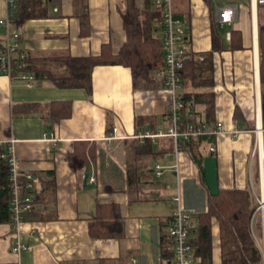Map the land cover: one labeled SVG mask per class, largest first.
<instances>
[{
    "label": "crops",
    "instance_id": "crops-1",
    "mask_svg": "<svg viewBox=\"0 0 264 264\" xmlns=\"http://www.w3.org/2000/svg\"><path fill=\"white\" fill-rule=\"evenodd\" d=\"M143 2L135 0L138 7ZM172 2L175 17L186 29L185 47L198 58L211 51L212 26L224 30L226 44L231 32L241 36L238 50L212 55L209 82H184L181 89L185 96L204 100L194 102L199 121L223 125L222 133L203 143V158L210 156L211 145L215 148L212 155L217 160L219 189L256 188L254 198L264 200V126L261 116L258 120L261 86L257 44L264 6L259 7L255 0L223 5L215 4V0ZM49 3V17L21 25V47L31 63L60 73L63 68L55 58L95 57L105 47L115 54L126 41L122 17L127 0ZM153 4L152 0L155 8ZM4 9L5 0H0V20L5 17ZM220 9L235 11L231 22H219L216 10ZM81 13L87 14L88 29L81 28ZM3 37L0 27V43ZM130 75L126 67L97 65L89 94L84 88H60L42 78L26 88L0 73V137L16 139L13 152L19 173H32L40 179L33 190L37 211L18 227L0 224V264L172 262L167 229L169 200L176 193L177 177L183 194L185 183L205 190L204 176L185 150L174 154L169 139H137L141 131L168 129L164 116L170 98L163 87L135 89ZM209 98L212 109L207 114L205 101ZM113 126L123 139L109 143ZM235 130L240 131L236 136L232 135ZM81 143L93 145L90 152H94L95 160L74 170L68 157ZM133 143L141 149L134 151ZM156 165L163 168L160 176L155 174ZM174 165L178 166V176L172 170ZM131 166L136 167L133 172ZM129 172L138 177L131 189ZM86 173L89 178L84 187ZM103 221L109 235L100 238L96 230L103 228ZM217 226L212 220V264H221ZM195 227L189 239L197 238ZM196 259L195 264H199L200 258Z\"/></svg>",
    "mask_w": 264,
    "mask_h": 264
},
{
    "label": "trees",
    "instance_id": "trees-1",
    "mask_svg": "<svg viewBox=\"0 0 264 264\" xmlns=\"http://www.w3.org/2000/svg\"><path fill=\"white\" fill-rule=\"evenodd\" d=\"M208 2L209 0H203ZM48 1L45 3L42 0H17L15 9V25L21 27L23 23L31 19H44L49 17L47 7L50 5ZM152 0H144L143 5L138 7L135 0H127V9L123 14L122 22L124 26V35L126 41L119 51L115 54L111 50L102 49L100 55L82 57V58H55L63 68L62 72L57 73L43 66H38L36 63L29 62L28 67L35 72L37 78H42L51 81L54 85L60 88H80L90 94L92 90V71L98 66L110 65L122 66L129 69L135 89L143 88H161L162 83L155 79L157 72L162 64V44L157 30L153 24L160 17L158 10L151 6ZM80 25L83 29H88L87 14H80ZM258 47H259V76L261 91H264V20L258 25ZM211 32V51L208 54L200 55L202 58L191 54L185 60L184 66L180 71L181 84L184 82H209L211 72L213 71L212 55L214 53H222V51H235L241 48V36L237 32L230 33V42L225 43L223 34L217 31V26H212ZM188 41V36L187 38ZM54 60H50L51 62ZM198 84V83H197ZM186 102L190 103L195 120L199 118L194 108L195 100L204 103L201 98H191L185 96ZM264 103V99L262 100ZM207 104V114L212 109V102L205 101ZM65 115V114H63ZM166 115V114H165ZM204 122H209L204 120ZM199 122H202L201 120ZM170 140V139H169ZM206 138H201L197 141L183 142L182 148L189 154V158L199 168L203 175L204 144ZM170 141V145H171ZM135 150L141 149L137 143H133ZM79 145V146H78ZM78 147H74L72 153L68 157V164L74 170L83 169L89 164V161L95 160L92 144L81 143ZM145 149V148H143ZM0 153L2 149L0 148ZM210 156L212 155L209 152ZM6 161L0 159V224L8 223L11 219V213L8 206L11 201L8 166ZM134 171V167L132 170ZM128 173L127 181L130 187L137 184L138 177L135 174ZM204 176V175H203ZM205 190L197 188L194 183H185L183 192V205L190 211L189 215L195 219L197 238L190 239L189 243L195 248L194 256L200 258L199 264H212L211 254V221L215 220L219 228L220 255L221 264H262V254L258 243H256L255 233L253 229V220L256 218L255 211L259 204L254 198L250 188L245 190H221L217 196H211L204 186ZM32 215L26 216L28 218ZM23 218V220L25 219ZM103 228L96 230L100 238L107 237L108 230L107 222H101ZM261 221L256 224L258 232L262 230ZM193 230H190V234Z\"/></svg>",
    "mask_w": 264,
    "mask_h": 264
},
{
    "label": "built area",
    "instance_id": "built-area-1",
    "mask_svg": "<svg viewBox=\"0 0 264 264\" xmlns=\"http://www.w3.org/2000/svg\"><path fill=\"white\" fill-rule=\"evenodd\" d=\"M48 0H42L45 3ZM155 8L160 13V17L153 24L156 33L161 40L162 48V64L157 72L153 74L155 79L161 81L163 89L169 94L168 108L166 118L168 129L165 131H141L137 139L155 142L160 138L170 139L174 154L183 151V142L197 141L201 138L207 140L214 139L218 134L223 132V125L219 122L215 124H204L195 120L194 111L190 103L186 102L185 95L181 89L180 71L184 66V62L189 58L190 52L187 51V33L181 19L175 17L172 0H153ZM259 7L264 6V0H255ZM17 0H5V17L0 20V27L4 31L2 43H0V73L10 80L15 79L22 82L27 88H31L34 80L37 78L35 72L29 69L28 54L21 47L20 37L22 35L21 27L15 25V9ZM54 12L57 10L54 8ZM233 10L223 11L216 10L217 18L222 24L231 22L234 16ZM228 14V15H227ZM229 38V37H228ZM202 58H198L201 60ZM117 128L113 126L107 141L119 140ZM240 131H233L232 135L236 136ZM16 139L12 137H0V159L6 161L8 166L11 201L8 206L11 213L10 224L18 227L23 222V218L32 215L37 211V201L33 190L40 183L32 173L20 174L15 166L17 158L13 149L15 148ZM213 145L209 148V152L214 154ZM160 166L155 167L156 175H161ZM174 173L178 176V166L172 167ZM22 179V180H21ZM93 181V179H91ZM180 180L177 177L176 193L171 197V214L168 230V239L170 250L172 253V262L170 264H195L197 261L194 256L192 245L189 243L190 230L195 227V221L189 215L190 211L183 205L182 188L179 186ZM253 192V191H252ZM263 200L257 199L259 207H262ZM264 223V221H263ZM264 225V224H263ZM264 239V238H263ZM19 250V246L13 249ZM264 254V253H263Z\"/></svg>",
    "mask_w": 264,
    "mask_h": 264
},
{
    "label": "water",
    "instance_id": "water-1",
    "mask_svg": "<svg viewBox=\"0 0 264 264\" xmlns=\"http://www.w3.org/2000/svg\"><path fill=\"white\" fill-rule=\"evenodd\" d=\"M49 2L51 0H48ZM238 2V3H243V0H215V4L220 5V4H224L227 2ZM264 99V95L262 96V99H260V113L261 114V121L262 124L264 126V103L262 102V100ZM217 160L216 158L212 156L209 157H205L204 161H203V175H204V181L205 184L204 186H206L209 194L213 197L217 196L219 193V187L217 186L218 184V176H217ZM83 182H84V187L87 185V179L88 174L86 173L84 176ZM262 207L264 208V200L261 202ZM264 226V225H263Z\"/></svg>",
    "mask_w": 264,
    "mask_h": 264
},
{
    "label": "rangeland",
    "instance_id": "rangeland-1",
    "mask_svg": "<svg viewBox=\"0 0 264 264\" xmlns=\"http://www.w3.org/2000/svg\"><path fill=\"white\" fill-rule=\"evenodd\" d=\"M220 34H224L225 32H224V30H222V28L221 29H219V31H218ZM226 35V34H225ZM264 95V91H261V99H262V96ZM250 190H252L253 191V193L255 192V191H257V189L255 188V189H251L250 188ZM255 213H257L256 214V218H255V220H253V229H254V233H255V239L254 240H256V243H258V247H259V249H260V254H262V264H264V226H263V221H264V212H263V210L262 209H259V210H256L255 211ZM258 221H261V226H262V230L260 231V232H258V229H256V224H257V222Z\"/></svg>",
    "mask_w": 264,
    "mask_h": 264
},
{
    "label": "bare ground",
    "instance_id": "bare-ground-1",
    "mask_svg": "<svg viewBox=\"0 0 264 264\" xmlns=\"http://www.w3.org/2000/svg\"><path fill=\"white\" fill-rule=\"evenodd\" d=\"M256 71H257V64H256ZM259 113H260V110H259V106H258V120L260 119V116H261V114H259Z\"/></svg>",
    "mask_w": 264,
    "mask_h": 264
}]
</instances>
